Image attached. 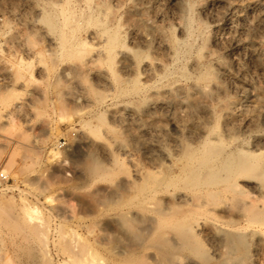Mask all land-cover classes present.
<instances>
[{
    "label": "rangeland",
    "instance_id": "1",
    "mask_svg": "<svg viewBox=\"0 0 264 264\" xmlns=\"http://www.w3.org/2000/svg\"><path fill=\"white\" fill-rule=\"evenodd\" d=\"M263 1L0 0V171L10 177L7 184L0 181V264H82L89 248L97 250L96 257H101V264H148L151 259L154 264L157 252L148 241V217L145 219L149 212L141 213L138 217L143 218L140 219L129 216L131 222L119 216L125 208L135 209L134 203L143 195L140 188L143 179L139 177V182L135 171L141 170L144 176L158 171L181 155L187 143L197 147L210 134L214 137L223 131L221 134L228 140L229 151L235 152L238 144V149L246 145V150L250 148L252 152L261 153H258L259 165L264 177ZM46 13L61 25L57 31L63 29L64 39L61 33L50 31L45 24L42 15ZM65 19L67 21L63 22ZM113 30L118 40L110 45L107 37ZM159 65H163V69ZM206 66L216 69L217 77L213 82L200 79L199 74L207 69ZM161 74L163 76L159 77ZM185 74L191 75L182 78ZM193 84L207 85L206 88L200 85L206 90L201 87L198 90L206 91L205 96L207 93L212 96L208 98L207 95L206 101L202 91L197 92ZM186 93L194 97L193 104L183 101L190 98ZM195 96H201V101ZM228 99V106L235 102L234 106H229L231 108L224 105ZM208 102L211 103L208 105ZM203 106L210 107L208 111L213 115L208 111L205 115ZM228 108H233L232 113ZM227 109L229 117L226 115L225 119ZM224 119L230 121L224 125ZM186 126L191 129L185 130ZM92 127H99L98 132H91ZM196 129H200L199 132ZM228 134L231 136L226 137ZM98 136L99 139H95ZM199 136L202 139L196 138ZM105 144L109 147L106 150L112 148L113 152L109 154L104 150ZM54 145H58L60 155H53ZM175 149L176 153L180 151L178 155ZM115 154L120 160L115 174L106 178L88 177L85 166L94 158L112 168L111 158ZM257 176L237 178L240 184L236 191L220 184L222 195L217 201L209 197L204 199L206 196L201 197L196 191L194 195L191 193L190 203L200 202L198 206L201 202L204 204L203 199L206 203L202 212L199 207L192 206V218L194 221L200 218L193 224L204 220L200 223H205L203 228L200 224L194 228L197 237L200 232L198 238L203 239L200 243L212 259L222 260L227 254L220 231L226 228L246 236L252 234L247 246L250 252L244 262L248 259L245 264H264V222L253 218L248 206L252 201L264 202L263 177ZM258 183L262 186L260 189L255 186ZM115 190L120 200L129 199L130 194L132 199L126 200L131 203L116 206ZM133 191L138 196L131 195ZM103 199H107L106 202ZM153 200H149L151 205L148 202L146 208L157 206V201ZM31 205L38 206L37 213H29ZM230 208L233 209L230 212L236 211L231 214ZM214 211L221 219H217L219 216ZM116 218L130 224L118 222V225L120 219ZM206 221L212 225L210 228L215 229L213 224L217 226L214 232L207 228ZM204 225L209 232L220 234L221 240L214 234L213 239ZM220 243L225 254L221 253ZM24 245L35 253L34 257L30 258L33 255L30 251L28 256L29 249ZM108 247L120 254H110ZM43 249L44 254L40 253ZM218 252L224 255L220 257ZM185 254L189 253L180 255L176 264H197L199 259L203 263L198 264L206 262L195 254L190 257ZM44 255L51 262L41 258Z\"/></svg>",
    "mask_w": 264,
    "mask_h": 264
},
{
    "label": "bare ground",
    "instance_id": "2",
    "mask_svg": "<svg viewBox=\"0 0 264 264\" xmlns=\"http://www.w3.org/2000/svg\"><path fill=\"white\" fill-rule=\"evenodd\" d=\"M261 2H262V0H261ZM264 2V1H263ZM66 3V2H65ZM188 3V2H187ZM67 4V3H66ZM192 4V3H191ZM188 5V4H187ZM191 7V6H190ZM67 9V8H66ZM62 10H63V12H64V9L62 8ZM46 11V10H45ZM70 13V12H69ZM69 13L67 14V15H69ZM49 13H46V14H43L42 16H43V19L45 20V24H47V26L49 25V27H50V31H54V30H59V28H60V26L61 25H59L56 21H55V19L52 17V16H50V15H48ZM45 15V16H44ZM47 15V16H46ZM66 15V14H65ZM66 17H68V16H66ZM62 18H65V17H62ZM69 18V17H68ZM42 19V18H41ZM74 19V18H73ZM187 19V18H186ZM63 20V19H62ZM61 20V21H62ZM67 20L65 19V21H63V22H66ZM44 22V21H43ZM190 22V21H189ZM188 22V23H189ZM69 23V22H68ZM181 23V22H180ZM179 23V24H180ZM62 25H64V27H65V24H62ZM184 25V24H183ZM190 25V24H189ZM147 26V25H146ZM49 27H48V29H49ZM63 27V26H62ZM61 27V28H62ZM109 25H108V29H109ZM148 27V26H147ZM156 27V26H155ZM184 27V26H183ZM65 29V28H64ZM108 29L106 30V28L104 29L103 28V31H107L108 32ZM115 29V28H114ZM152 29V28H151ZM150 29V30H151ZM191 29V28H190ZM63 29H61L60 30V32H58L57 31V33L58 34H60L61 33V37L63 36L64 38H65V34H64V31H62ZM117 30V29H116ZM171 30V29H170ZM115 30H113V33H110V32H112V31H110L109 33H108V35H109V38L107 37V39L108 40H110L109 41V43H110V45H115V42L118 40V34H117V32H114ZM153 31V30H152ZM157 31V30H156ZM173 31V30H172ZM48 32V31H47ZM119 32V31H118ZM185 32V31H184ZM46 33V32H45ZM105 33V32H104ZM103 33V34H104ZM52 34V33H51ZM54 34V33H53ZM67 34V33H66ZM153 34V33H152ZM106 35V34H105ZM107 35V36H108ZM174 36H175V34H173ZM50 36V35H49ZM68 36V35H67ZM66 36V37H67ZM164 36V35H163ZM174 36H172L171 35V37L173 38ZM58 37V36H57ZM62 37V38H63ZM167 37V36H166ZM58 38H60V37H58ZM63 38V39H64ZM176 38V37H175ZM175 38H174V40H175ZM52 39H54L53 37H52ZM146 40V39H145ZM173 40V39H172ZM171 40V41H172ZM150 41V40H149ZM148 41V42H149ZM168 41V40H167ZM175 41H177V39L175 40ZM147 42V41H146ZM158 42V41H157ZM173 42V41H172ZM168 43H170V42H168ZM178 44H180L179 42H177ZM159 44H160V46H161V44L162 43H160L159 42ZM165 44V43H164ZM109 45V46H110ZM163 45V44H162ZM108 46V47H109ZM165 46V45H164ZM167 46V45H166ZM171 46H172V44H171ZM174 46V45H173ZM173 46H172V48H173ZM109 48H112V47H109ZM113 50V48L111 49V51ZM175 50H176V48H175ZM110 51V49L108 50V52ZM171 51V50H170ZM174 51V50H173ZM107 52V53H108ZM111 53V52H110ZM173 53V52H172ZM171 53V54H172ZM209 54V53H208ZM108 55H110V54H108ZM179 56V55H178ZM198 56V55H197ZM202 56V55H201ZM199 59V58H198ZM202 62V61H201ZM156 63V62H155ZM154 63V64H155ZM163 62H160V64H162ZM157 64H158V62H157ZM209 64V63H208ZM207 64V65H208ZM212 64V63H211ZM210 64V65H211ZM150 66H152L153 65V63H152V65H151V63L149 64ZM163 65H165V64H163ZM163 65H161V67H160V65L158 66V67H160V69L162 68V66ZM157 66V65H156ZM156 66H153V67H155L156 68ZM205 66V65H204ZM211 66H213V65H211ZM211 66H206V70L204 71V70H202V71H204V72H202V73H200L199 74V76H200V79H202V81L203 80H206L207 81V83H209V82H213V80L214 79H216V77H217V73H215V71H214V69H213V67H211ZM152 67V68H153ZM166 67V66H165ZM200 68V67H199ZM220 68V67H219ZM150 69V68H149ZM163 69V68H162ZM166 69V68H165ZM164 69V70H165ZM196 69V68H195ZM222 69V68H221ZM216 70V69H215ZM159 70H157V72H158ZM161 71V70H160ZM187 71V70H186ZM162 72L164 73V71L162 70ZM184 72V71H183ZM183 72H182V74H183ZM159 73V72H158ZM166 73V72H165ZM165 73H164V75H165ZM194 74V73H193ZM186 75V76H185ZM184 76H182V78L183 77H186V78H188L187 76H189V75H191V74H185ZM161 76H163L162 74L159 76V77H161ZM196 77V76H195ZM197 77H198V75H197ZM163 78V77H162ZM181 78V79H182ZM109 79V78H108ZM107 79V80H108ZM180 79V80H181ZM185 80V79H184ZM109 81V80H108ZM111 81V80H110ZM109 81V82H110ZM112 81H114V80H112ZM119 81H120V79H119ZM218 81V80H217ZM116 82H118V79H117V81ZM137 82V81H136ZM205 83V82H204ZM203 83V84H204ZM214 83H215V81H214ZM217 83V82H216ZM124 83H122V85H123ZM190 84V83H189ZM202 84V83H201ZM200 84V85H201ZM117 85H119V84H117ZM192 85V84H191ZM197 86V88H195L196 89V91L197 92H200V91H202V90H198V88L199 87H201V86H204V85H196V84H193V86ZM217 84H215V86H216ZM180 86H182V85H180ZM205 86H207V85H205ZM204 86V87H205ZM208 86H211V85H208ZM114 87V86H113ZM115 87H116V84H115ZM117 87H119V86H117ZM175 87H176V84H175ZM191 88H193L192 86H190ZM190 87H188V88H190ZM183 88H184V86H183ZM201 88H203V87H201ZM206 88V87H205ZM205 88H203V89H205ZM215 89H217L216 87H214ZM169 89V88H168ZM180 89V88H179ZM179 89H177V91L179 90ZM123 90V89H122ZM130 90V89H129ZM170 90H171V88H170ZM169 90V91H170ZM181 90V89H180ZM190 90V89H189ZM194 92H195V90L194 89H192ZM191 90V92H190V94L193 92ZM206 90V89H205ZM207 90H208V88H207ZM217 90H219V89H217ZM168 91V90H167ZM175 91V90H174ZM176 91V92H177ZM209 91V90H208ZM118 92H121V91H118ZM117 92V93H118ZM172 92L173 91H170V93L172 94ZM179 92V91H178ZM210 92V91H209ZM211 92H212V90H211ZM125 93V92H124ZM123 93V91H122V94H124ZM164 93H166V92H164ZM187 93H188V91H187ZM186 93V97L187 96H189L190 97V95L189 94H187ZM196 93V92H195ZM200 93H206V91L205 92H200ZM200 93H198L199 95H201ZM121 94V95H122ZM168 94V93H167ZM174 94V93H173ZM213 94V93H212ZM216 94V93H215ZM128 95V94H127ZM197 95V94H196ZM207 95H208V93L206 94V96H205V94L203 95L204 97H206V101H207ZM209 95H211V93L209 94ZM209 95H208V98H209ZM119 96V95H118ZM192 96H194V95H192ZM202 96V95H201ZM201 96H199V98H200V101H201V99L203 98V96H202V98H201ZM212 96V95H211ZM223 96V95H222ZM178 97V96H177ZM188 97V98H189ZM194 99V97H190L189 99H183V101H186L188 104H193L194 102L192 101L193 99ZM195 98H196V96H195ZM197 98H198V96H197ZM196 98V99H197ZM198 98V99H199ZM205 100H204V102H205ZM214 101V100H213ZM228 101H229V99L227 100V102L224 104L225 106H226V104L228 103ZM195 102H196V100H195ZM150 103V102H149ZM184 103V102H183ZM187 103L186 104H184L185 106L187 105ZM211 103V102H210ZM209 102L208 103H206V104H210ZM232 103H233V100H232ZM235 103V102H234ZM234 103L233 104H231V105H233L234 106ZM19 104H21V103H19ZM18 104V105H19ZM230 104V103H229ZM220 105V104H219ZM231 105H229V106H231ZM202 106V105H201ZM201 106H199L200 108H201ZM212 106V105H211ZM217 106V105H216ZM228 106V104H227V106L226 107H229ZM232 106V107H233ZM186 107H188V106H186ZM209 107V106H208ZM222 107V106H221ZM192 108H194L195 109V107H192ZM206 108V107H205ZM204 108V106H203V111H205V112H207L208 111V109L210 108H206L205 109ZM211 108H213V107H211ZM229 108H231V107H229ZM228 108V109H229ZM197 109V108H196ZM205 109V110H204ZM215 109V108H214ZM228 109L226 110V114H224V118H225V116L226 115H228L227 113L229 112L228 111ZM233 109V108H232ZM232 109H229L230 111L232 110ZM193 110V109H192ZM200 110V109H199ZM210 110V109H209ZM218 110H220V109H218ZM212 111V110H211ZM214 111V110H213ZM204 112V113H205ZM208 112H210V111H208ZM206 113L205 115H207V114H209V113ZM220 111H218V112H215V114L214 115H216L217 113H219ZM212 113V114H211ZM231 113H232V111H231ZM199 114V113H198ZM221 114V113H220ZM230 114V113H229ZM210 115H213V112H210ZM209 115V118L210 117H212V116H210ZM222 115V114H221ZM221 115H219V116H221ZM232 116V115H231ZM231 116H230V120H231ZM102 117V116H101ZM227 117V116H226ZM228 117H229V115H228ZM104 118V117H103ZM207 118H208V116H207ZM216 118V117H215ZM221 118V117H220ZM101 119V118H100ZM210 119H212V118H210ZM226 119V118H225ZM224 119V120H225ZM229 119H227V121H230ZM216 121V120H215ZM226 120H225V122H224V125H225V123L227 122ZM234 121V120H233ZM206 123V122H205ZM205 123H203V124H205ZM218 123V122H217ZM192 122H190V124L189 125H191L192 126ZM196 124V123H195ZM202 124V125H203ZM186 125H188V124H186ZM202 125H201V127H202ZM206 125V124H205ZM209 125V124H208ZM214 125V124H213ZM212 125V126H213ZM219 125H220V123H219ZM227 125V124H226ZM89 127H91V125L89 124L88 125ZM94 126H96V125H94ZM194 126V125H193ZM192 126V127H193ZM196 126V125H195ZM229 126V124L227 125V127ZM97 127V126H96ZM93 128L94 130H91V128H89V130H91V132L92 131H94L95 133H97L98 132V128L100 127H98V128ZM187 127H189V126H186L185 127V130L186 129H191V127H189V128H187ZM203 127H204V125H203ZM202 127V128H203ZM205 127H207V126H205ZM221 127V126H220ZM194 128V127H193ZM210 128H211V126H210ZM209 128V129H210ZM216 127H214V129H215ZM217 129V128H216ZM198 130H200V129H198ZM197 129L195 130V131H197V132H199ZM206 130V129H205ZM204 130V131H205ZM219 130H220V128H219ZM102 131V130H101ZM100 131V132H101ZM194 131V132H195ZM99 132V134H101ZM192 132V131H191ZM202 132V131H201ZM207 132H208V130H207ZM223 132V131H222ZM221 132V133H222ZM206 133V132H205ZM210 133V132H209ZM215 133H217V132H215ZM219 134V133H217L216 134V136H214V137H211L210 135H213V134H210V135H208L209 137H206V135L204 136V137H206L205 139H202L200 136L199 137H196L197 139L199 138H201L202 139V143H200V145H199V143H198V145H197V147H196V145H195V147L194 146H192L191 144H190V142L189 143H187L186 144V146H184L185 148H183L182 150H183V152H182V154L181 155H178L179 153H180V151H179V153H178V151H177V153H176V150L177 149H175V153H176V155H178V156H176V157H174L173 159H171V162H170V164H167L169 161H167V165H165L164 167H160L159 165H158V167L159 168H161L160 170H158V169H156V170H158V171H155V172H149L148 173V175L147 176H144L143 175V172L141 171V170H136L135 171V175L138 177V178H136V179H139L138 181L139 182H141V180H140V178H142L143 180H142V187H140L141 189H142V196H141V199L139 198V201L138 202H136V203H134L135 205H136V207H135V209H128V210H122V207H121V213L119 214V216L121 215V217L123 218V219H128V221H129V219L132 217V218H136V217H138L141 213H143L144 212V214H147V213H145V211L146 212H149V214H148V216L146 215V217H145V219L147 218L148 219V228H149V234H150V237H149V239H148V241L150 242V245L152 246V247H154L155 249H156V252L157 253H155L156 254V261H154V264H176V263H178V261H177V259H179L178 257L181 255V256H183V254L184 253H189L188 255H189V257H190V254H192L193 256H195L196 255V257L197 256H199V258L201 257V260L203 259L204 260V262L206 261V262H208L209 264H236V262H241L242 264L244 263H248V259H247V261L246 262H244L245 260H246V256H248L247 254L250 252V250H249V252H247L248 251V249L249 248H247V246H248V242H249V240L248 239H251L250 237H251V235L250 234H247V236L249 237V238H247V236L245 235V234H243V233H241V232H236V231H233V230H228V229H223V228H221V230L220 229H218V230H220L221 231V236L223 237V239H224V242H225V249L227 248V254L222 258V260L221 259H219L218 261H217V259L216 260H214V259H212V257L210 256V255H208V252L209 251H207V249H206V251L207 252H205L204 251V249H205V247H203L204 245H202V243H200V242H202L200 239H202V238H198L199 236H200V232H199V235H198V237H197V233L195 232L197 229L196 228H194L197 224L199 225L201 222H203L204 220H202L201 222L199 221V223H197V224H193V223H195V221L196 222H198L197 220H199V219H196L195 221L193 220V218H192V214H193V211H192V209H194L193 207L194 206H196L197 204H199V203H197L196 204V202L194 203V204H192V203H190V201L192 200V192H193V195H194V192L196 191V192H198V193H201L202 195H201V197H204V196H206V197H204V199L205 198H207V197H209L211 200L213 199L214 201H217V199H219V197H220V195H222V193H221V190H219V185L220 184H223V186H225L227 189H230V190H233V191H236L237 190V187H238V184H240L238 181H237V178H239L240 177V179H241V177L242 176H246V177H252V176H254V175H259L260 177H263V174H262V172L260 171V165H259V158H260V155L259 154H261V153H255L254 151L255 150H253V152L251 151L252 149H250V148H247L248 150H246L245 149V146H243L241 143H240V145H242L241 146V148L240 149H238V144H237V149H236V151L235 152H232L231 151V149H230V151L228 150V140H227V138L225 139V135L224 136H222V134ZM230 133V132H229ZM87 134V133H86ZM94 134V133H93ZM194 134V133H193ZM203 134V133H202ZM202 134H198V135H202ZM234 135V134H233ZM194 136V135H193ZM193 136L191 137V138H193ZM197 136V135H196ZM230 137L231 136V134L229 135H226V137ZM91 137V136H90ZM94 137V136H93ZM185 138V137H184ZM186 138H188V137H186ZM236 138V137H235ZM234 138V139H235ZM95 139H99V136H98V138H96L95 137ZM194 139V138H193ZM230 139H232V138H230ZM101 140V139H100ZM99 140V141H100ZM180 140H182V139H180ZM179 140V141H180ZM204 140V141H203ZM236 140V139H235ZM91 142H93L94 141V139L93 140H90ZM96 141H98V140H96ZM101 141H103V140H101ZM184 141H186V142H188L187 141V139H184ZM198 141V140H197ZM197 141H195V143L197 142ZM104 142V141H103ZM106 142V141H105ZM181 142V141H180ZM185 142V143H186ZM194 141H191V143H193ZM232 142V141H231ZM108 144H109V142H107ZM106 143V144H107ZM184 143V144H185ZM230 143V142H229ZM97 144V143H96ZM101 144V143H100ZM100 144H98V145H100ZM105 144V145H106ZM194 144V143H193ZM244 144V143H243ZM112 145V144H111ZM101 146H103V145H101ZM107 147H104V148H102V149H104V150H106V148H109L108 147V145H106ZM110 146V145H109ZM125 146V145H124ZM112 147V146H111ZM110 147V148H111ZM180 147H182V146H180ZM244 147V148H243ZM175 148V147H174ZM112 149V148H111ZM110 149V151H112ZM250 149V150H249ZM178 150H179V148H178ZM233 150H234V148H233ZM52 151V153H53V155H60L61 154V151L59 150V148H58V145H54V147H53V149L51 150ZM108 153L110 152V151H108V149L106 150ZM165 151V150H164ZM163 151V152H164ZM172 151H174V150H172ZM113 152V151H112ZM167 152V151H166ZM166 152H164V153H166ZM111 153V152H110ZM109 153V154H110ZM115 153V152H114ZM168 153V152H167ZM166 153V154H167ZM174 152H172V154H173ZM263 154V153H262ZM116 155V154H115ZM113 156L111 159H112V162H113V167L112 168H110V166L109 167H107L106 165H104L103 164V161H101V160H99L98 158H94V157H92V161L87 165V166H85V167H87V172H88V177L90 176V178H92L93 177V179H96V178H106V176H112V174H115V171H116V169L118 168V166H119V163H120V160H119V158H118V156L116 157V156ZM164 155V154H163ZM168 155V154H167ZM110 156V155H109ZM166 156V155H165ZM164 156V157H165ZM173 156V155H172ZM169 157H171V156H169ZM98 159V160H97ZM166 159V158H165ZM168 159V158H167ZM89 161V160H88ZM261 163V162H260ZM161 164V163H160ZM137 169V168H136ZM259 176H257V177H259ZM129 178H130V176H128ZM127 177V178H128ZM140 177V178H139ZM256 177V178H257ZM107 178H109V177H107ZM253 178V177H252ZM136 179H133V181H136ZM254 179V178H253ZM259 179V178H258ZM130 180H132V179H130ZM242 180V179H241ZM240 180V181H241ZM245 180V179H244ZM249 180V179H248ZM260 180V179H259ZM259 180H258V182H259ZM250 181V180H249ZM248 181V182H249ZM253 181V180H252ZM255 181H257V180H255ZM261 182H262V180H260ZM263 181H264V177H263ZM245 182H247V181H245ZM254 182V181H253ZM253 182H252V184H253ZM261 182H259V183H261ZM130 183H132V182H130ZM129 183V184H130ZM134 183V182H133ZM131 184L132 186L133 185H135V184ZM250 183V182H249ZM255 183V182H254ZM259 183H258V185L256 184L255 186H257V188H261L262 186L261 185H259ZM137 184H140V183H137ZM247 184V183H246ZM264 184V183H263ZM141 185V184H140ZM251 185V184H250ZM136 186H139V185H136ZM242 186V185H241ZM264 186V185H263ZM111 187V186H110ZM109 187V188H110ZM113 187V186H112ZM135 187V186H134ZM114 188V187H113ZM124 188V187H123ZM140 188H138V189H140ZM115 189V188H114ZM117 190H118V188H116ZM127 189V188H126ZM141 189H140V191H139V193H141ZM119 190H120V187H119ZM118 190V191H119ZM108 191H109V189H108ZM229 191V190H228ZM114 192H117L116 190L114 191ZM114 192H112V194L114 193ZM230 192V191H229ZM133 194H131V195H135L136 193L133 191L132 192ZM135 193V194H134ZM138 193V192H137ZM115 194V200H116V198H117V196H120V195H118L119 193L117 192V194L116 193H114ZM234 193H232V195H233ZM137 196H138V194H136ZM135 195V196H136ZM224 195H225V193H224ZM235 195V194H234ZM238 195V194H237ZM128 196H129V199L131 198L132 199V197H130V194H128ZM127 196V197H128ZM111 197H113V196H111ZM121 197V196H120ZM126 197V196H125ZM140 197V196H139ZM222 197V196H221ZM224 197V196H223ZM227 197V196H226ZM230 196H228V198H229ZM234 198L233 199H235V196H233ZM119 198V197H118ZM118 198H117V202H115V204H116V206H120V205H126L125 203H131V201H127V200H129V199H127V198H125V200H123V199H121L120 200V198H119V200H118ZM199 198V197H198ZM238 198H239V195H238ZM243 198V197H242ZM114 199V198H113ZM127 199V200H126ZM130 199V200H131ZM150 199H155V201L153 200V202H158V204H157V202H156V207H153V209L151 208V209H149L150 207H148V208H146V204L149 202V200ZM201 199H203V198H201ZM203 199V201H204V204H202L203 202H201V204L200 205H198V206H196L195 208L196 209H198V207L200 208L199 209V211L200 210H202L203 211V209H201V208H203L204 206H205V200ZM208 199V198H207ZM226 199V198H225ZM232 199V198H231ZM104 200V199H103ZM105 200H107V199H105ZM104 200V201H105ZM114 200V201H115ZM163 200V202H165L164 203V205H162V203L160 204V201H162ZM222 200V199H221ZM220 200V201H221ZM229 200V199H228ZM239 200V199H238ZM243 200V199H242ZM252 200V199H251ZM198 201V200H197ZM202 201V200H201ZM223 201V200H222ZM230 201H233V200H230ZM237 200H235V202H236ZM244 201H246V200H244ZM106 202V201H105ZM109 202H111L110 201V199H109ZM134 202V201H133ZM151 202V201H150ZM148 203V204H150L151 205V203ZM152 202V204L154 205L155 203H153ZM209 204H211V202H210V200L209 201H207ZM225 202V201H224ZM224 202H222V203H224ZM226 202H227V200H226ZM224 203V204H227V203ZM238 202V201H237ZM114 203V202H113ZM208 203H207V205H208ZM212 203H215V202H212ZM217 203V202H216ZM215 203V204H216ZM241 202H239V204H240ZM249 203V202H248ZM106 204V203H105ZM108 204V203H107ZM128 204V205H129ZM147 204V205H148ZM217 204H219V203H217ZM229 205L231 204V203H228ZM234 204V203H233ZM243 204V203H242ZM109 205V204H108ZM132 205V204H131ZM134 205V206H135ZM143 205H144V207H143ZM194 205V206H193ZM220 205V204H219ZM238 205V204H237ZM25 206V205H24ZM115 206V208H117ZM123 206V207H124ZM127 206V205H126ZM193 206V207H192ZM209 206V205H208ZM224 205H222L221 207H223ZM227 206V205H226ZM232 206V205H231ZM239 206V205H238ZM238 206H237V208H238ZM249 206V212H250V215L253 217V218H255V219H257V220H261V221H263L264 222V202H261V203H254L253 201L251 202V204H249L248 205ZM26 207V206H25ZM28 207L29 206H27V208L26 209H28ZM38 207V206H37ZM37 207L36 206H30L29 207V213L30 214H34V212H38L37 211ZM110 207V206H109ZM191 207V208H190ZM212 207V206H211ZM210 207V208H211ZM230 206H228V208H229ZM234 207V206H233ZM131 208V207H130ZM224 209H225V211H226V207L224 206L223 207ZM222 208V209H223ZM205 209H206V207H205ZM107 210V209H106ZM213 210H216V208L215 209H213ZM229 210V209H228ZM247 210V209H246ZM245 210V211H246ZM96 211V210H95ZM98 211V210H97ZM96 211V212H97ZM99 211H101V210H99ZM98 211V212H99ZM113 211H115V210H113ZM197 211V210H196ZM202 211H200V212H202ZM230 211H233V209L231 210V208H230V210H229V212ZM236 210L234 209V212H235ZM209 212H212V211H209ZM227 212V211H226ZM234 212H230L231 214L232 213H234ZM109 213H110V211H109ZM109 213H107V214H109ZM119 213V212H118ZM204 213H207V211L205 212L204 211ZM214 213H216L215 211H214ZM129 214V215H128ZM144 214H142V215H144ZM212 214V213H211ZM210 214V215H211ZM216 214H218V213H216ZM239 214V213H238ZM99 215H101V214H99ZM99 215H97L98 217H99ZM198 215V214H197ZM201 215V214H200ZM204 215V214H203ZM240 215V214H239ZM246 215V214H245ZM96 216V217H97ZM116 216H117V214H116ZM130 216V218H128ZM145 216V215H144ZM212 216V215H211ZM216 216H219V217H217V219L218 218H220L221 216L218 214V215H216ZM215 216V217H216ZM244 216V215H243ZM114 217V216H113ZM195 217V216H194ZM208 217V216H207ZM234 217V216H233ZM233 217H232V219H233ZM131 218V219H132ZM139 219L140 218H143V217H138ZM137 218V219H138ZM213 218V217H212ZM238 218H239V216H238ZM245 218V217H244ZM111 219V218H110ZM117 220H119V221H117V223L118 222H120V224L122 223V224H124V223H129V222H131V221H126L125 220V222H124V220H121V218H116ZM205 219V218H204ZM207 219H209V218H207ZM214 219V218H213ZM213 219H211V220H213ZM221 219V218H220ZM235 219H237V217L235 218ZM194 222H193V221ZM228 220H231V219H228ZM243 220V219H242ZM115 221V220H114ZM123 221V222H122ZM235 221V220H234ZM113 222V221H112ZM140 222V221H139ZM143 222V221H142ZM211 222V221H210ZM214 222V221H213ZM241 222V221H240ZM96 223V222H95ZM116 223V222H115ZM113 224V223H112ZM130 224V223H129ZM203 224H205V223H202V228H203ZM208 221H206V226H207V228H210V226H212L210 223L208 224ZM224 224V223H223ZM118 225H119V223H118ZM125 225V224H124ZM132 225V224H131ZM210 225V226H209ZM241 225V224H240ZM245 225V224H244ZM121 226V225H120ZM123 226V225H122ZM126 226H127V224H126ZM130 226V225H129ZM205 226V225H204ZM206 226H205V228H206ZM209 226V227H208ZM215 226V229H216V225L215 224H213V227ZM218 226H219V224H218ZM257 226V225H256ZM124 227V226H123ZM122 227V229H124ZM229 227V226H228ZM233 227V226H232ZM258 227V226H257ZM201 228V227H200ZM207 228H206V230H207ZM196 229V230H195ZM210 229H212V231L214 232V230L215 229H213V228H210ZM210 229H208L209 231H210ZM233 229H235V228H233ZM207 230V231H208ZM249 232H250V230L251 229H247ZM253 230V229H252ZM255 230V229H254ZM264 230V229H263ZM198 231H200V230H198ZM208 231V232H209ZM212 231L211 232H209L211 235H213L214 233H212ZM239 231V230H238ZM241 231V230H240ZM243 231H245V230H243ZM247 231V232H248ZM256 231H257V229H256ZM258 231H259V229H258ZM261 231V230H260ZM246 232V233H247ZM202 233V232H201ZM207 234V233H205L207 236L208 235H210V234ZM217 233H219V232H217ZM250 233H252V232H250ZM259 233V232H258ZM143 235V234H142ZM144 235H145V233H144ZM214 235H216V237H219L220 236V234L217 236V234H214ZM213 235V236H214ZM250 235V236H249ZM258 235V234H257ZM264 235V234H263ZM213 236H211V237H213ZM254 236V235H253ZM210 237V236H209ZM147 238V237H146ZM215 238V236L213 237V239ZM220 238V239H219ZM218 239L219 240H221V237H219ZM141 239H142V237H141ZM212 239V240H213ZM217 239V238H216ZM223 239H222V241H223ZM145 240V239H144ZM203 240V239H202ZM252 240V239H251ZM256 240V239H255ZM213 241H215V240H213ZM47 242V241H46ZM97 242V241H96ZM217 242V241H216ZM254 242V241H253ZM204 243V242H203ZM214 243V242H213ZM250 243H251V241H250ZM99 244H101L102 245V243H99ZM221 244V246H223L222 245V243H220ZM254 244V243H253ZM215 245V244H214ZM25 246V245H24ZM91 246V245H90ZM224 246H223V249H222V251L224 250ZM26 247V246H25ZM145 247H147V246H145ZM216 247V246H215ZM27 248V247H26ZM86 248V247H85ZM87 248H89V247H87ZM144 248V247H143ZM219 248V247H218ZM221 248V247H220ZM20 249V248H19ZM27 249H29V247L27 248ZM106 249V248H105ZM21 250V249H20ZM32 250V249H31ZM91 250V251H90ZM93 249L92 248H89L88 249V251L86 250V252H85V257L83 258V260H82V264H101V262H100V259H101V257H96V251H92ZM107 250V249H106ZM105 250V251H106ZM144 250V249H143ZM30 251V249L29 250H27V252H29ZM41 252L40 253H42V254H44L43 253V251H44V249L43 250H40ZM108 251H109V253L110 254H113L114 253V250H113V247L111 248H109L108 247ZM107 251V252H108ZM219 251H221V250H219ZM26 252V251H25ZM30 252H33V251H30ZM28 253V256H30L31 255V253ZM147 252V251H146ZM146 252H145V254H146ZM225 251H223V252H221V253H224ZM37 253V252H36ZM128 253V252H127ZM132 253V252H131ZM153 253V252H152ZM219 253V252H218ZM33 255H31L30 256V258L31 257H34V252L32 253ZM47 254V253H46ZM45 254V255H46ZM115 254V253H114ZM120 253L119 252H117L116 254H115V256L116 255H119ZM154 253H153V255H155ZM195 254V255H194ZM210 254V253H209ZM212 254V253H211ZM214 254V253H213ZM225 254V253H224ZM224 254H222L221 256H220V253H219V256L220 257H222ZM27 255V254H26ZM42 256L41 258H45L46 256ZM124 255V254H123ZM188 255L186 256V254H185V257H188ZM131 256H133V255H131ZM151 256V255H150ZM39 257V256H38ZM120 257V256H119ZM118 257V258H119ZM122 258H123V256H121ZM130 256H128V258H129ZM141 257V256H140ZM139 257V258H140ZM155 257V256H154ZM192 257V256H191ZM216 257V256H215ZM250 257H252V255L250 254ZM249 257V258H250ZM127 258V259H128ZM131 258H134V257H131ZM146 258V257H145ZM148 258V257H147ZM150 258V257H149ZM193 258V257H192ZM195 258V257H194ZM198 258V257H197ZM198 258V259H199ZM219 258V257H218ZM34 259V258H33ZM36 259V258H35ZM46 259V261L48 260L47 258H45ZM180 259H181V257H180ZM185 259H187V258H185ZM198 259H196V261L198 260ZM121 260H124V258L123 259H121ZM120 260V261H121ZM152 260V259H151ZM151 260H150V262L148 263V264H151ZM154 260V259H153ZM250 260V259H249ZM50 261V260H49ZM49 261H47V262H49ZM126 261V260H125ZM129 261V260H128ZM199 261H200V259H199ZM195 262V263H203V261H200V262ZM51 262V261H50ZM130 262V261H129ZM144 262V261H143ZM148 262V261H147ZM205 262V264H208V263H206ZM251 262V261H250ZM103 263V262H102ZM132 263H135V262H132ZM141 263V262H140ZM241 263H238V264H241ZM51 264V263H50ZM54 264V263H53ZM127 264V263H126ZM129 264V263H128ZM153 264V263H152Z\"/></svg>",
    "mask_w": 264,
    "mask_h": 264
},
{
    "label": "built area",
    "instance_id": "3",
    "mask_svg": "<svg viewBox=\"0 0 264 264\" xmlns=\"http://www.w3.org/2000/svg\"><path fill=\"white\" fill-rule=\"evenodd\" d=\"M0 181L4 184L9 183L10 181V177L8 176V174L5 171H0Z\"/></svg>",
    "mask_w": 264,
    "mask_h": 264
}]
</instances>
